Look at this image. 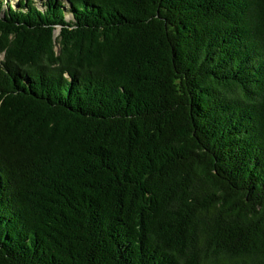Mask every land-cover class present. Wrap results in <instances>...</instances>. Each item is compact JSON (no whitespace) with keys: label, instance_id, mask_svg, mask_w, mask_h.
Returning <instances> with one entry per match:
<instances>
[{"label":"trees","instance_id":"1","mask_svg":"<svg viewBox=\"0 0 264 264\" xmlns=\"http://www.w3.org/2000/svg\"><path fill=\"white\" fill-rule=\"evenodd\" d=\"M0 264H264V0H0Z\"/></svg>","mask_w":264,"mask_h":264},{"label":"rangeland","instance_id":"2","mask_svg":"<svg viewBox=\"0 0 264 264\" xmlns=\"http://www.w3.org/2000/svg\"><path fill=\"white\" fill-rule=\"evenodd\" d=\"M14 2V1H13ZM59 33L58 29H56V31L54 32V35L57 36Z\"/></svg>","mask_w":264,"mask_h":264}]
</instances>
